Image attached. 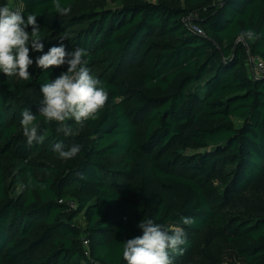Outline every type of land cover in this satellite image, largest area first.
I'll return each instance as SVG.
<instances>
[{
	"label": "trees",
	"instance_id": "obj_1",
	"mask_svg": "<svg viewBox=\"0 0 264 264\" xmlns=\"http://www.w3.org/2000/svg\"><path fill=\"white\" fill-rule=\"evenodd\" d=\"M21 1L44 53L64 32L66 51L87 50L108 101L65 137L38 107L67 64L34 63L28 81L0 73V264H126L124 242L146 219L183 230L173 264H264V76L247 62L264 59V0H60L67 15ZM247 30L259 38L238 42ZM24 110L43 143H27ZM56 143L82 147L63 160Z\"/></svg>",
	"mask_w": 264,
	"mask_h": 264
},
{
	"label": "clouds",
	"instance_id": "obj_2",
	"mask_svg": "<svg viewBox=\"0 0 264 264\" xmlns=\"http://www.w3.org/2000/svg\"><path fill=\"white\" fill-rule=\"evenodd\" d=\"M53 7L60 15H67L71 11V7L62 6L60 0H53ZM29 27L31 32L27 31ZM40 31L36 15L28 14L25 18L21 10H13L7 4L0 5V73L8 78L15 76L28 81L29 68L34 63L43 70L67 64L66 72L40 85L43 99L38 113L44 118V123L55 122L56 131L70 137L74 132L68 121L74 120L83 125L96 119L107 104L108 92L102 82L90 74L86 49L77 47L71 52L66 51L64 41L68 40L69 34L64 32L57 37L59 46H52L44 53ZM258 38L256 32L247 30L240 32L237 41H254ZM30 47L32 51L42 53L35 61L30 57ZM21 115L20 124L27 143H43L44 136L38 135L40 125L36 115L29 110H24ZM52 147L61 159L70 160L77 156L82 146L74 144L65 149L63 143H56ZM182 221L184 224L193 222L187 217H182ZM138 228L143 234L124 242L122 255L126 264H173L169 250L182 254L180 246L186 241L181 228H168L152 219L142 220Z\"/></svg>",
	"mask_w": 264,
	"mask_h": 264
},
{
	"label": "rangeland",
	"instance_id": "obj_3",
	"mask_svg": "<svg viewBox=\"0 0 264 264\" xmlns=\"http://www.w3.org/2000/svg\"><path fill=\"white\" fill-rule=\"evenodd\" d=\"M119 0H93V3L95 6L98 7H102V6H115L117 4H119ZM7 4L10 8H12L13 10H22L23 8V3L21 0H0V5H4ZM118 156H114V158H117ZM1 160L3 161V163H5L6 165H8V160L6 158H1ZM226 169H222L220 171V173H217L213 178L216 181L217 184H219L222 188H224L225 183H224V177L223 174L226 173ZM122 184L124 183H128L131 186L135 187L137 182H138V178H132V179H121L120 180ZM78 222L80 224H84V217L83 215H78L77 218Z\"/></svg>",
	"mask_w": 264,
	"mask_h": 264
},
{
	"label": "built area",
	"instance_id": "obj_4",
	"mask_svg": "<svg viewBox=\"0 0 264 264\" xmlns=\"http://www.w3.org/2000/svg\"><path fill=\"white\" fill-rule=\"evenodd\" d=\"M198 31L202 32L200 28ZM249 69L252 75H262L264 76V59L258 55L249 54L247 58ZM85 244H88L87 240H84Z\"/></svg>",
	"mask_w": 264,
	"mask_h": 264
}]
</instances>
